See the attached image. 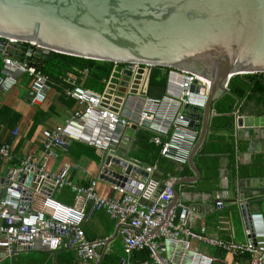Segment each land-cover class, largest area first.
<instances>
[{"label":"crops","instance_id":"1","mask_svg":"<svg viewBox=\"0 0 264 264\" xmlns=\"http://www.w3.org/2000/svg\"><path fill=\"white\" fill-rule=\"evenodd\" d=\"M8 57L12 56H6V50L0 45V83L3 78L5 59ZM152 69L145 70V73L138 77L126 74L131 72L126 64L114 66L109 78L103 81L105 89L101 92L85 87L84 81L79 85L73 78L60 82L50 80L51 89L48 98L41 105H35L33 99L29 98L30 93L33 92V79L28 75L21 76L18 85L9 92L0 90V147L9 146L11 150L9 158L0 156V199L3 189L8 185L26 184L27 178L24 182H18L16 179L21 174L20 169L25 167L24 162L29 158L33 160L37 168L33 171L38 175L40 172L37 170L43 171L44 174L57 175L63 169H67L70 184L65 188L42 187V184H37L35 181L30 183L33 186L32 190L43 188L45 194H37L33 202L25 207V212L42 210L44 199L48 196L65 205L83 207L87 213V220L83 226L86 240L102 244L100 261H85L76 249L64 245L54 253L20 249L15 256L8 255L6 250L0 248V264H100L104 258H108L115 264H123L127 256L120 231L117 237L110 241L117 227L122 225L108 211L97 208L95 201L85 199V195L82 196L80 193L82 188L92 187L99 199L122 198L123 194L118 188L102 178L103 176L112 177L107 173L111 171L110 166L106 165L108 152L78 141L70 142L67 148L54 147L47 150L44 133L64 126L75 112L83 109L80 103L68 94V91L76 87L100 93L106 105L119 113L125 109L126 100L130 94L162 97L166 93L168 73L165 72L167 84L156 87L150 85ZM85 75H88V71H85ZM216 104L213 108L216 113L211 118L206 142L210 136L215 135L213 120L219 116ZM132 109L130 108L128 114H133ZM233 116L235 117L234 130L229 134L226 132L221 134L226 135L228 140L232 137L236 151V165L232 167V158L229 154L216 155L220 162V177L217 183L211 184L213 189L205 190L208 184L203 181V173L197 165L199 154L196 157L199 175L196 176L188 164L180 166L163 158L160 154L156 156L154 149L150 148L153 144L152 134L136 126L134 133L124 132L123 139L129 143V148H126L124 153L128 152V156L143 163L145 171L148 168H153L154 171L149 173V181L143 183L144 187L140 189V195L124 190L136 196L142 204L151 206L164 186L169 181L175 180L174 186L176 185L179 199L177 206L173 209L179 212L184 208L189 209L187 228L195 232L205 228L211 238L226 244H247L250 240V225L240 207L243 202L239 200L246 194L249 200L254 201L252 214H261L264 217V188L258 186L253 188V184L247 183L248 180L264 178L253 175L252 170V165L257 159L264 160V127L239 128L236 124L242 116L264 117V104L237 99ZM150 135L151 139L146 141ZM239 170L241 175L242 172L244 173L243 176H239ZM178 172L181 175L177 176ZM78 193L79 196H77ZM255 194L259 196L255 197ZM234 200L237 201L234 202ZM219 203H223V207H219ZM192 246L213 257L214 264H249L250 261V255L238 257L208 244L193 241ZM142 251L133 254V262L142 264L152 261L151 256L150 260H136V254ZM179 255L176 254L175 257L179 258Z\"/></svg>","mask_w":264,"mask_h":264},{"label":"water","instance_id":"2","mask_svg":"<svg viewBox=\"0 0 264 264\" xmlns=\"http://www.w3.org/2000/svg\"><path fill=\"white\" fill-rule=\"evenodd\" d=\"M0 45L6 56H12L8 58L15 56L19 62L31 59L40 71L49 55L58 53L174 69L212 83L205 108L187 106L184 110L191 129L198 134L188 161L198 176L196 157L207 141L215 104L231 93L229 84L235 76L264 74V0H0ZM194 90L206 92L197 84ZM29 98H34L33 92ZM236 125L264 127V117L242 116ZM136 129L133 125L126 132L132 134ZM128 144L122 139L108 152L106 165L111 171L106 172L112 177L102 178L140 195L150 174L143 163L124 153ZM19 172L16 180L24 182L27 178V186L33 181L42 187L55 186L29 167ZM247 183L264 188V178ZM44 191L40 193L44 195ZM173 192L169 210L178 203L176 185ZM239 201L250 225L254 201L246 194ZM120 229L117 227L110 241Z\"/></svg>","mask_w":264,"mask_h":264},{"label":"built area","instance_id":"3","mask_svg":"<svg viewBox=\"0 0 264 264\" xmlns=\"http://www.w3.org/2000/svg\"><path fill=\"white\" fill-rule=\"evenodd\" d=\"M126 66L133 76L138 77L151 69L137 64ZM141 70L144 73L141 74ZM2 75L0 90L9 92L18 85L21 76L28 75L33 79V103L41 105L47 100L51 89L50 78L38 70L31 59L19 62L6 58ZM196 84L206 90L205 94L194 90ZM211 85L197 75L169 69L168 85L162 97L130 94L121 113L107 106L101 94L76 87L68 94L83 109L75 112L64 126L44 133L46 148H67L69 141H78L109 152L121 144L127 128L135 125L152 134V142L160 147L163 158L180 166L187 165L198 134L191 129V120L184 110L187 106L205 108ZM130 108H133V114H128ZM10 153L9 146L0 147V156L9 158ZM24 164L33 170L37 169L31 158ZM37 171L46 180L53 181L56 187L65 188L70 184L67 169L57 175ZM147 171L153 173L154 169L148 168ZM174 184L175 180L169 181L151 206L142 204L136 196L119 187L118 190L123 194L119 200L99 199L92 187L82 188L80 193L87 200L95 201L97 208L108 211L122 225L120 234L127 256L123 264H137L132 261V256L144 249L151 251L152 261L142 264H214L213 257L192 246L193 241L238 257L250 255L249 264H264L263 215L252 214L251 239L247 244H226L211 238L205 228L198 232L187 228L188 208L180 212L169 210L174 198ZM32 188V185L30 187L25 183L10 184L4 188V195L0 199V248L6 250L8 255L15 256L20 249L54 253L65 245L76 249L85 261H100L102 244L89 242L85 237V209L65 205L48 196L44 199L42 210L26 213L25 207L33 202L37 194L42 195L40 192L43 188ZM218 206L223 207V203ZM176 254H180L179 258L175 257Z\"/></svg>","mask_w":264,"mask_h":264},{"label":"trees","instance_id":"4","mask_svg":"<svg viewBox=\"0 0 264 264\" xmlns=\"http://www.w3.org/2000/svg\"><path fill=\"white\" fill-rule=\"evenodd\" d=\"M117 65L125 66V64H114L52 53L46 60L41 72L47 75L52 81L60 82L73 78L79 85L84 81L85 87L101 92L105 89L103 81L109 78L113 67ZM85 71H88V75H85ZM168 71L169 69L166 68H153L150 85L156 87L165 86L167 84V74L165 72L168 73ZM85 76L86 78L84 79ZM229 88L231 93L227 94L216 104L219 116L213 120V132L215 135L210 136L208 142H206L197 157V165L203 173V181L208 184L205 190L213 189L211 184L219 181L220 162L218 156H216L217 154H229L232 158V167L236 165V151L232 137L228 140V137L221 133L226 132L229 134L235 128V117L233 113L237 99H246L247 101L264 104V74L235 76L231 80ZM149 139H151V135L147 137L146 141ZM150 148L154 149L156 156L160 154L159 146L152 144ZM240 170L239 176H243L244 173L242 172L241 175ZM252 170L254 171L253 175L264 177V160L257 159L252 165ZM235 173L236 171L234 169ZM174 174L176 175V173ZM179 175H181L180 172L177 173V176ZM151 255V251L145 249L136 254V260H150ZM100 264L115 263L108 258H104Z\"/></svg>","mask_w":264,"mask_h":264},{"label":"rangeland","instance_id":"5","mask_svg":"<svg viewBox=\"0 0 264 264\" xmlns=\"http://www.w3.org/2000/svg\"><path fill=\"white\" fill-rule=\"evenodd\" d=\"M86 199V198H85Z\"/></svg>","mask_w":264,"mask_h":264}]
</instances>
